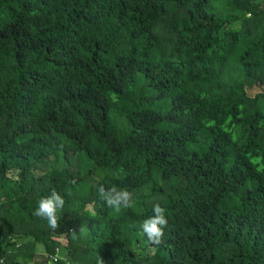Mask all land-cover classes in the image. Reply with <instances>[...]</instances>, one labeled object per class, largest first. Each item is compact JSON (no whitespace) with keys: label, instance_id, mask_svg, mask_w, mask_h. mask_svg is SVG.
<instances>
[{"label":"trees","instance_id":"16d2710c","mask_svg":"<svg viewBox=\"0 0 264 264\" xmlns=\"http://www.w3.org/2000/svg\"><path fill=\"white\" fill-rule=\"evenodd\" d=\"M0 264H264V0H0Z\"/></svg>","mask_w":264,"mask_h":264},{"label":"rangeland","instance_id":"374dc122","mask_svg":"<svg viewBox=\"0 0 264 264\" xmlns=\"http://www.w3.org/2000/svg\"><path fill=\"white\" fill-rule=\"evenodd\" d=\"M9 176L13 179L17 177V172L16 171H11L9 172ZM141 205V204H140ZM133 208L138 209L139 207L137 206V203L135 201L133 202ZM90 209V208H89ZM57 243H58V251H57V258H62L65 260V254H66V238L63 236H58L57 237ZM38 251H42L41 248H38ZM154 253V248H146L144 253L142 254L143 256H149L153 255ZM26 263L27 260H18Z\"/></svg>","mask_w":264,"mask_h":264}]
</instances>
